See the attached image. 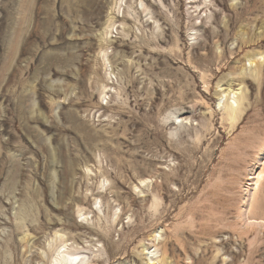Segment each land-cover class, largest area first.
Listing matches in <instances>:
<instances>
[{
	"label": "rangeland",
	"instance_id": "rangeland-1",
	"mask_svg": "<svg viewBox=\"0 0 264 264\" xmlns=\"http://www.w3.org/2000/svg\"><path fill=\"white\" fill-rule=\"evenodd\" d=\"M68 255L264 264V0H0V264Z\"/></svg>",
	"mask_w": 264,
	"mask_h": 264
},
{
	"label": "bare ground",
	"instance_id": "bare-ground-1",
	"mask_svg": "<svg viewBox=\"0 0 264 264\" xmlns=\"http://www.w3.org/2000/svg\"><path fill=\"white\" fill-rule=\"evenodd\" d=\"M251 57V56H250ZM246 59V58H245ZM251 59V58H250ZM253 60V59H252ZM230 92V91H229ZM228 92V93H229ZM230 94V93H229ZM234 96H236V95H234ZM233 100V99H232ZM237 100V99H236ZM235 100V101H236ZM236 103H238V101L236 102ZM231 104V103H230ZM233 104H234V102H233ZM229 105V104H228ZM227 105V106H228ZM235 105V104H234ZM226 109L228 110L227 112H229V113H231V114H234V113H236V110H238V109H235V108H233V107H231L230 105H229V107H226ZM226 109H225V111H226ZM232 117V116H231ZM229 118H230V116H229ZM233 118V117H232ZM231 119V118H230ZM259 176V175H258ZM258 179H259V177H257ZM257 180V179H256ZM258 181V180H257ZM260 181V180H259ZM256 183V182H255ZM249 185V184H248ZM154 240V239H153ZM154 247V246H153ZM74 255H68L67 256V258H62L61 256H59V261H60V264H83V261L80 259V262H77L78 260H79V258H74L73 257ZM59 261H57L56 260V262H55V264L56 263H58Z\"/></svg>",
	"mask_w": 264,
	"mask_h": 264
}]
</instances>
